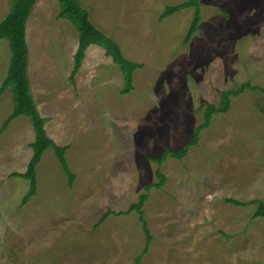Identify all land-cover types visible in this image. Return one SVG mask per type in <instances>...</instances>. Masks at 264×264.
<instances>
[{"label":"rangeland","instance_id":"374dc122","mask_svg":"<svg viewBox=\"0 0 264 264\" xmlns=\"http://www.w3.org/2000/svg\"><path fill=\"white\" fill-rule=\"evenodd\" d=\"M80 1L141 67L123 94L119 65L91 44L72 84L78 30L58 17L59 0L35 1L26 24L30 93L48 136L66 146L75 179L71 186L50 147L36 168L37 192L22 203L29 180L13 173L26 170L36 132L24 114L7 121L14 111L7 86L0 264H264V217H252L264 201V93L245 87L230 96L228 110L214 113L187 145L205 108L222 106L223 91L248 83L264 89V0H201L198 30L186 42L194 8L160 15L187 0ZM12 2L0 0V22ZM10 60L9 41L0 39V88ZM185 145L182 159L153 161ZM157 169L167 178L160 188ZM142 193L149 194L147 247L140 215L129 211Z\"/></svg>","mask_w":264,"mask_h":264},{"label":"trees","instance_id":"16d2710c","mask_svg":"<svg viewBox=\"0 0 264 264\" xmlns=\"http://www.w3.org/2000/svg\"><path fill=\"white\" fill-rule=\"evenodd\" d=\"M36 0H13L12 7L5 17L0 22V39H8L9 46L11 49V60L8 69L7 77L4 79L3 84L0 88V94L3 90L9 86L13 85V99H14V111L9 116L7 121L18 115L28 116L34 126L36 132L35 141L32 143L33 155L27 165L24 172H14V176H20L29 180V189L25 194L22 203L27 202L31 197H33L37 192V177H36V167L40 162L42 155L48 148H53L55 154L64 170L69 184L72 186L75 179V174L70 170L65 157L66 146H61L56 143L48 136L44 123L45 119L41 117L34 104L32 95L30 93V83L28 79V54L29 49L26 42V24L27 20L31 14L33 6ZM61 7L58 17L68 19L78 30V45L76 52L74 54L73 66L70 70L69 79L72 84H74V77L81 68L85 52L89 45L96 44L105 49L106 55L110 56L114 63L118 64L122 70L125 86L122 90L123 94H126L133 90V74L134 71L141 67V64L134 61L128 60L122 53V50L118 43L109 37L103 30L97 27L89 17V11L85 8L80 0H59ZM201 0H187L175 5H167L160 15V19H164L167 16L174 14L182 9L194 8V15L187 32L185 42L191 39L193 34L198 30L199 23L201 21ZM245 87L251 90L260 89L264 93V89L260 86H253L251 84L243 85L237 90H225L223 91L224 101L222 106L217 107L213 105H208L204 110V122L199 125L194 133L191 140L187 142L196 143L200 132L209 127L212 121V116L214 113L219 111H227L230 105L229 97L232 95H238ZM259 110L264 115V99L263 103L259 106ZM187 145L182 150H170L165 149L162 156L154 158L153 161L157 162L160 166L163 160L171 155L174 158L182 159L186 154ZM159 181L156 185L160 188L166 181V176L161 172V169H157L156 172ZM148 188V187H147ZM148 193H142L139 196V201L132 203L129 207V211L136 210L140 215V220L143 224L145 235H146V247L151 241V234L148 228V222L144 217L143 205L148 199ZM232 204L245 206L247 202H241L239 200L229 198L227 199ZM113 211L107 210L98 223H102L107 216L112 214ZM252 217H264V201L260 200L256 211L253 213Z\"/></svg>","mask_w":264,"mask_h":264},{"label":"crops","instance_id":"0c3cea01","mask_svg":"<svg viewBox=\"0 0 264 264\" xmlns=\"http://www.w3.org/2000/svg\"><path fill=\"white\" fill-rule=\"evenodd\" d=\"M37 81L38 80H33L32 81V85H33V90H36L39 86H38V84H37ZM29 83H30V81H29ZM41 88V87H40ZM39 88V89H40ZM45 119V118H44ZM46 120V119H45ZM33 143V142H32ZM62 146V145H61ZM58 159V158H57ZM67 160V159H66ZM28 163H29V161H28ZM28 163H27V165H28ZM39 164V163H38ZM59 164H60V162H59ZM38 166V165H37ZM60 166H61V164H60ZM37 168V167H36ZM61 168H62V166H61ZM64 171V170H63Z\"/></svg>","mask_w":264,"mask_h":264}]
</instances>
